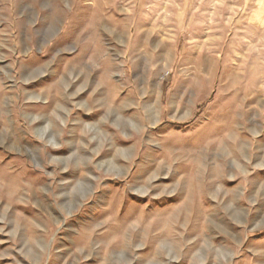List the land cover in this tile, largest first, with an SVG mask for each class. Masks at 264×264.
<instances>
[{
	"label": "rangeland",
	"instance_id": "374dc122",
	"mask_svg": "<svg viewBox=\"0 0 264 264\" xmlns=\"http://www.w3.org/2000/svg\"><path fill=\"white\" fill-rule=\"evenodd\" d=\"M0 264H264V0H0Z\"/></svg>",
	"mask_w": 264,
	"mask_h": 264
}]
</instances>
